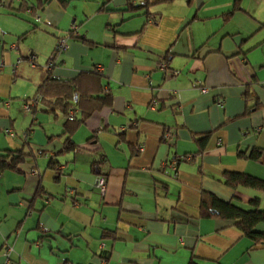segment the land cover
<instances>
[{
    "label": "crops",
    "instance_id": "1",
    "mask_svg": "<svg viewBox=\"0 0 264 264\" xmlns=\"http://www.w3.org/2000/svg\"><path fill=\"white\" fill-rule=\"evenodd\" d=\"M78 1L0 0V153L23 152L0 171V264H264V244L200 214L207 193L264 209V189L223 181L264 180V0ZM93 66L102 91L78 94L110 103L70 98L76 119L94 108L77 127L30 99Z\"/></svg>",
    "mask_w": 264,
    "mask_h": 264
},
{
    "label": "trees",
    "instance_id": "2",
    "mask_svg": "<svg viewBox=\"0 0 264 264\" xmlns=\"http://www.w3.org/2000/svg\"><path fill=\"white\" fill-rule=\"evenodd\" d=\"M68 31L70 32L71 28ZM54 53H55V47L52 55H54ZM51 56L49 57V60L51 59ZM92 68L93 69H91L90 72L80 73L78 76H76L71 80H61L58 78L47 77L38 86L36 94L32 96L30 99L31 100L38 99L37 101L39 102L42 100L51 105L54 106L56 105L61 107L63 112L67 114V124L73 125V128L77 127L80 123L83 122V119L90 114L92 109L110 103V98H111L110 94L109 95L104 94L103 96H91L90 95L91 90L82 91L80 92V95L78 94L79 81L84 78H88L92 80L94 79L100 91H102L101 90L102 86L100 85L99 82L101 73L96 69L95 66H93ZM72 97H76V100L78 104H80V106L82 102L85 100L88 101L98 100V102L94 105V108L91 107L89 110L83 109L82 118L76 119L74 116L72 119H69L68 118L69 109H70L69 100ZM69 125H67V127ZM205 137H207V135H205ZM68 141L70 140L68 139ZM67 146H72V144L68 142ZM259 153L260 150L255 149L252 151L251 156L253 158H257ZM22 159H23V152L21 150L0 153V171L3 169H16L18 164L22 161ZM223 181L224 183L231 186L241 185L245 187H252L257 190L264 189V180L255 178L249 174L242 172H233V171L226 172L223 175ZM207 195H209L208 200L203 199L201 203L202 204L200 207L201 216H205V217L215 216L221 219L231 221L232 225H234L243 235L248 236L255 243L264 244V231H258V229H256V226L258 224L264 223V209H260L258 207L257 199L251 200L250 203L252 205L251 208H244L230 201L222 200L212 193L209 194L207 193ZM7 264H10V262Z\"/></svg>",
    "mask_w": 264,
    "mask_h": 264
},
{
    "label": "built area",
    "instance_id": "3",
    "mask_svg": "<svg viewBox=\"0 0 264 264\" xmlns=\"http://www.w3.org/2000/svg\"><path fill=\"white\" fill-rule=\"evenodd\" d=\"M37 19H38V17H37ZM70 28H71V31L68 34L58 37V39L56 41V45H55V53H54V55L51 56V59L49 60V63L48 64L51 65L52 62H53L52 60H53L54 56H56L57 53L65 50L67 48V40H68V38L70 36V33L75 34V32H76V26L75 25H72ZM11 47L12 48H15L14 45H11ZM27 60H28V62L32 66L35 65V54L30 51L27 54ZM158 67H165V64L159 63L158 64ZM96 69L98 71H100L101 70V67L98 66ZM37 100L38 99H35L32 102H36ZM217 102H218V104H221L222 103V100L219 99ZM32 106H33V103H31V102L25 103L24 106H23V109H24V111H29ZM73 117H74V112L71 110V111H69L68 118L69 119H72ZM172 133H173L172 128L166 129L164 131V133H163V138L164 139L169 138L172 135ZM174 164H175V160L171 162V165H174ZM95 185L98 187L99 192H100V195H103L104 194V191H105V188H106V179H105V177L102 176V175H98L96 177V179H95ZM7 263H8V260H6L2 264H7Z\"/></svg>",
    "mask_w": 264,
    "mask_h": 264
},
{
    "label": "rangeland",
    "instance_id": "4",
    "mask_svg": "<svg viewBox=\"0 0 264 264\" xmlns=\"http://www.w3.org/2000/svg\"><path fill=\"white\" fill-rule=\"evenodd\" d=\"M78 2H79L78 0H72V4H73V5L78 4ZM36 15H39V16H40L39 13H38V14H35V18H36ZM65 34H66V33H65ZM65 34H64V35H65ZM61 36H63V35H61Z\"/></svg>",
    "mask_w": 264,
    "mask_h": 264
}]
</instances>
